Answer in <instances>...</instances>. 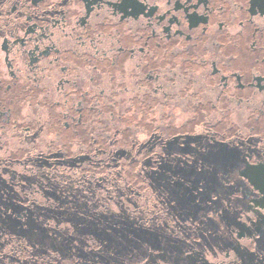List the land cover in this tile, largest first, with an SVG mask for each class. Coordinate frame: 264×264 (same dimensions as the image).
Returning <instances> with one entry per match:
<instances>
[{
  "label": "flooded vegetation",
  "instance_id": "1",
  "mask_svg": "<svg viewBox=\"0 0 264 264\" xmlns=\"http://www.w3.org/2000/svg\"><path fill=\"white\" fill-rule=\"evenodd\" d=\"M158 48L167 93L153 86L158 64L131 66ZM165 95L174 116L137 138V118ZM112 155L168 158L169 181L134 185L169 186V241L142 246L148 209L111 199ZM148 163L134 170L158 166ZM24 185L40 198H22ZM132 232L134 255L116 260ZM0 242V264L15 253L21 264H140L152 249L190 264L219 245L233 256L217 264H264V0H0Z\"/></svg>",
  "mask_w": 264,
  "mask_h": 264
},
{
  "label": "rangeland",
  "instance_id": "2",
  "mask_svg": "<svg viewBox=\"0 0 264 264\" xmlns=\"http://www.w3.org/2000/svg\"><path fill=\"white\" fill-rule=\"evenodd\" d=\"M163 51L164 50L160 49V48H158L154 52V54H153V51H150L149 55H150L151 59H150V57L142 58L139 65L137 64V66H136V65L131 64V66L139 69L140 68L139 66L145 65L146 63H153L154 62V64L155 63L158 64L159 69L162 72L161 75L163 76V78H165V80L163 81V78H160L155 82V84L153 86H155L157 89H159L158 90L159 92L165 91L167 93V92H169V55L165 56ZM166 77H167V79H166ZM160 80H162V82H159ZM143 90H144V87L141 88V91H143ZM54 95L55 94H53V96ZM140 102H141V99L139 100L137 98H135V99L130 98V100L128 101L129 105H136L137 103H140ZM163 102L165 103L164 106L156 104L153 112L149 113V111H145V112L143 111V113H141L140 117L137 118L136 122H137V125H139V128H137V130L135 132V135L137 136V138H139L141 140H145L146 137H148V135H150V132L152 130L158 129L160 127V125H164L165 123H169V116H174L169 111L170 110L169 109V96L165 95L164 98H162V103ZM143 103H142V105H143ZM175 107H177V106H175ZM180 112L181 111L178 108H175L173 113L180 118L181 116H183V115H180ZM44 115L46 118V113H44ZM111 125H113V127H114L115 124L111 123ZM216 130H218V127H216ZM10 148L14 149L15 146L11 145ZM73 149H75V148H73ZM123 160H126V159H123ZM159 169H160L159 167H156L154 169V173H156V170H159ZM132 174L135 175V180H136V182H138L137 185L140 184L142 186H147L145 184L144 180H142L143 178H140L139 175H142V174L139 171L135 170L134 172H132ZM167 174L169 176V172ZM156 175H157L156 177L158 178L156 181L159 183L163 182V180H164V179H160V178L166 176V175L163 176L164 172L158 173ZM182 175H185V173H182ZM158 188L162 189L163 187H158ZM176 190H177V192H182V188H179ZM176 190H174V192H172V195L177 193ZM39 192H40V189H38V188L32 189L31 187H27V185H24V186H21L18 188V194L22 198H24V197H29V198L38 197V198H40ZM83 193L84 194L82 196L87 200H89L90 198L96 197L95 194L89 193V191H87V190H83ZM111 194L113 195L112 196L113 200H115L118 203H123L124 206L125 205L129 206L132 209H136V208L139 209L141 207L143 209H149L150 208L151 210H154L155 213L165 215L164 218H167V219L164 222L165 229L163 227V235H164V240L169 239V237L167 236V232H168L167 229L170 228V226H169V211L170 210H169V207L164 208L163 205H159V203H157L158 198H156V197L160 196V192H158L153 197H150V196L147 197L146 195H142L139 198H137V200L135 202L132 201L131 199H128L127 197H125L121 193V190L119 189V187L117 185L110 186V195ZM113 200H111L112 208H114L115 211L119 215H122V216L125 215L124 211H127V209L126 208L122 209V207H120L119 204H114ZM67 206L68 207L70 206L69 203H63L62 204L63 212ZM133 213H135V211ZM139 214L140 213L137 212L138 216H139ZM66 217H69V215H66ZM132 221L133 220H130V222H132ZM140 222H142V224H144V225H150L152 223V214L145 213ZM31 223H32V221L24 220L23 222L19 223L20 224L19 229L21 231H24V232L28 229L31 232L33 230V228L31 227ZM63 224L67 225L68 227H72L75 224V222L70 221V220H64ZM231 229L233 232V227ZM32 233H35V231H32ZM29 238H30L29 244H32V245L38 244L37 238H34L33 235H31V237H29ZM80 238H83V236L79 235L77 237V239H80ZM126 238L127 239H126L125 243H127V245H128V244H131L132 239L136 238V237H135V234L132 232L129 234V237H126ZM0 244H1V242H0ZM23 244H27V243L24 241ZM118 244H120V242H118V240H114L113 236H111L110 237V244H109L110 250L112 251L115 246H118ZM244 244H246L245 239L241 241V245H244ZM31 250H32V248H31ZM120 250H122V249H120ZM167 251H168L167 249H162L161 251L160 250L157 251V250L152 249L151 251H149V253L141 261L140 264H169V254H168L169 251L168 252ZM114 252H113V254L115 255L116 260L120 259L123 261L125 257H128L130 255H134L135 246L132 245L130 248L124 249V251H122V253L120 251L117 253H114ZM64 253H66V255H68V258H63L62 260L70 261L69 260V257L71 256L70 252L67 251ZM119 253H121V254H119ZM123 253L126 254V256H124ZM232 256H233V253L231 252V250H228V248H226L222 245L212 247V248L208 247V248H206L200 252L199 251H192V252L187 254V257L189 259L190 264H217L220 261H222L224 259H228L229 257H232ZM80 257H81V255L78 258L79 260L81 259ZM126 259H128V258H126ZM23 260H24V257H22V254H20V253H15L12 258H9V257L6 258V261H8L10 264H21ZM82 261L83 260H81V262Z\"/></svg>",
  "mask_w": 264,
  "mask_h": 264
},
{
  "label": "trees",
  "instance_id": "3",
  "mask_svg": "<svg viewBox=\"0 0 264 264\" xmlns=\"http://www.w3.org/2000/svg\"><path fill=\"white\" fill-rule=\"evenodd\" d=\"M116 152L113 151V154H115ZM112 159H111V171H110V186L112 185H117L119 187V189L121 190V193L129 198V199H134L138 196H142V195H146L147 197H153L155 196L158 192H160V196L156 197L158 198L157 203H160L159 205H163V207H169V186H165L162 189L155 187V188H150V187H146L144 188H137L135 184L136 180H135V175L132 174V172H134V166H138L141 168L142 167H147L146 165H149L148 162H156L158 163L157 167H160L159 165H163V169H159L156 170V173L153 172H146L143 171L140 172L143 176L145 177V180L148 181H155L158 178L156 177L158 173H163V176H168V172L169 170H166L167 168H169V161L168 158L164 157V156H156L153 158L150 157H144L143 159H140L137 156H132L129 158H126L125 162H119L118 157L112 155ZM140 161V162H139ZM131 166L132 169L128 172H123L120 171L121 168H124L125 166ZM136 168V167H135ZM140 176V175H139ZM162 177L160 179H164L163 182H167L169 181V177ZM135 180V181H134ZM143 180V179H142ZM157 182V181H156ZM167 187V188H166ZM112 194L110 195L111 199H112ZM160 201V202H159ZM112 211V210H111ZM145 213L147 214H152V223L150 225H144L141 226V232H142V245L143 246H151V245H160L162 239H164L163 235H160V237L158 236H154L153 232H150L151 229H156L157 231L159 230H163L164 227V222L166 221L167 218H164L165 215H161L159 213H155L154 210L148 209L145 211ZM112 227V226H111ZM115 228H118L119 226H114ZM125 229H131L134 230L136 227L135 226H130L129 224L125 223L124 225ZM165 229V227H164ZM157 234H160L159 232H157ZM162 236V237H161ZM160 238V239H159ZM134 243V242H133ZM133 243H131L133 245ZM127 245V243H126ZM144 251V250H143ZM144 254V253H143Z\"/></svg>",
  "mask_w": 264,
  "mask_h": 264
}]
</instances>
